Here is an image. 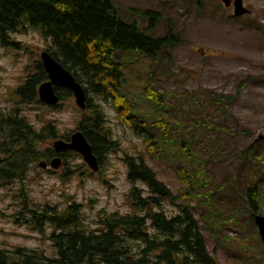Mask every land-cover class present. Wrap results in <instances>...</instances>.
<instances>
[{
  "label": "trees",
  "instance_id": "obj_1",
  "mask_svg": "<svg viewBox=\"0 0 264 264\" xmlns=\"http://www.w3.org/2000/svg\"><path fill=\"white\" fill-rule=\"evenodd\" d=\"M196 3L200 4L199 0ZM132 14L147 21V28L125 20L113 0H0V50L23 49L14 42L13 35L35 32L50 41L46 51L83 86L87 109L81 112L76 130L84 134L101 166L98 174L87 168H69V162L80 157L78 154L57 155L50 149L41 150L40 146L57 138L69 141L70 134H61L53 123L38 128L18 108L0 111V189L15 182L23 184L33 165L56 156L63 159L67 175L74 171L81 176L87 174L110 187L105 163L110 154L120 151L130 184L127 198L131 208L127 214L102 210V215L90 224L74 196L64 193L70 200L64 207L42 204L21 187L17 190L18 208L10 217L16 225L27 226L35 233L45 235L49 231L54 254L15 246L0 250V264H218L208 251L202 225L215 226L220 234L224 231L223 235L227 231L242 229V232L249 226L256 228L254 216L264 213L263 145L243 150L242 156L238 155L232 163L233 171L219 184L215 166L222 156H214L209 145L204 147L196 142L200 130L221 133L227 129L225 123L236 122L229 113L231 96L216 98L201 89L184 112L186 121L179 123L173 113L165 115L169 111L165 97L152 85L143 92L159 108L162 115L159 119H151V112L147 111L142 117L132 115L119 98L127 65L132 66L142 58L154 63L164 51L171 54L181 40L170 27L164 36L148 33L164 18L160 12L136 9ZM125 55L128 57L124 58ZM25 72L16 96L21 98V104L45 107L38 100V87L48 76L39 58ZM153 73L149 74V82L155 84ZM55 91L61 102L72 97L67 90ZM200 97L212 107L211 113L193 110L200 109ZM106 105L114 107L142 140L143 154H132L122 148L110 125ZM165 116L173 119V125H169ZM215 118H220V122L216 123ZM159 134L164 136V144ZM165 153L172 159L180 183L177 192L160 180L147 162L159 161ZM245 167L248 169L244 177ZM171 206L176 208L175 214H171ZM199 211L201 220L196 217ZM257 234L247 236L254 238ZM228 240L226 235L225 242ZM239 242L240 239L234 243ZM260 245L264 253L261 242Z\"/></svg>",
  "mask_w": 264,
  "mask_h": 264
},
{
  "label": "rangeland",
  "instance_id": "obj_2",
  "mask_svg": "<svg viewBox=\"0 0 264 264\" xmlns=\"http://www.w3.org/2000/svg\"><path fill=\"white\" fill-rule=\"evenodd\" d=\"M242 1L245 9L250 10L249 19L245 16L235 17L233 6L225 8L222 3L220 6L219 0H199L200 4L196 0H113L118 13L127 21H136L142 29L147 28L148 22L136 18L132 14L134 10L160 12L164 18L155 30L148 33L164 36L170 27L181 39L171 50V54L164 51L154 63L142 58L134 65L126 66V79L119 98L125 101V107L132 115L142 117L147 111L151 112V119L161 118L157 105H153L148 94L143 92L149 85L156 87L155 90L165 97L163 100L169 110L165 115L173 113L175 116H172L178 123L186 121L184 112L201 89L216 98L232 97L229 113L236 122L225 123L227 129L221 133H202L200 130L196 141L200 146L209 145L214 156H222L215 166L219 184L224 182L225 175L233 171L232 163L237 160L238 155L242 156L243 150L257 149L263 145L261 148L264 153V0ZM186 3H190L188 8ZM13 40L23 49L0 50V111L8 112L18 108L36 127L53 123L61 134L68 135L81 118L73 97L63 102L61 109H51L38 104H21V98L15 94L17 87L25 79L26 67L40 58L51 46L50 41L31 31L27 34H15ZM151 72H154L155 84L149 82ZM168 98L170 101H167ZM203 98L200 97V109L193 110L211 113L212 107L205 105ZM171 110L173 111L170 112ZM106 113L122 148L132 154H143L145 146L142 140L134 134L118 111L106 105ZM166 120L169 125H173L171 117H166ZM215 122L219 123L220 118H215ZM160 139L162 144L166 142L163 135H160ZM57 140L59 139L44 142L40 146L41 150L52 149ZM122 158L123 153L120 151L107 158L105 175L110 181V187L87 174L81 176L74 171L67 175L63 163L57 173L52 174L49 169L41 168V163H48L46 159H42L31 167L23 184L15 182L1 188L0 250L22 246L44 250L48 255L54 254L48 240L49 231L45 235L35 233L27 226L16 225L10 217L18 208L20 199L17 198V190L21 187L34 201L42 204L51 203L64 207L70 202L64 193L74 196L75 201L82 206L86 222L90 224L102 215V210L107 213H130L127 198L130 184ZM147 162L159 179L177 192L180 183L176 180L169 154L165 153L159 161ZM68 167L73 170L88 169L81 156L70 161ZM247 169L245 167L242 173L244 177ZM141 185L138 183V186ZM169 210L171 214L176 213L175 207L171 206ZM261 215L264 216V213ZM196 217L201 220V211L196 213ZM202 226L208 251L218 264H264L260 240L257 236H247L250 233L256 235L257 227L249 226L242 232V229L237 232L227 231L223 235L224 231L220 234L215 226ZM226 235H229L228 242H225ZM238 239L240 242L234 243Z\"/></svg>",
  "mask_w": 264,
  "mask_h": 264
},
{
  "label": "water",
  "instance_id": "obj_3",
  "mask_svg": "<svg viewBox=\"0 0 264 264\" xmlns=\"http://www.w3.org/2000/svg\"><path fill=\"white\" fill-rule=\"evenodd\" d=\"M222 1L227 7L231 6V0ZM249 13L250 12L243 7L242 0L235 1V16L241 17ZM41 61L49 81L41 84L38 88L40 101L49 106H57L60 100L55 93L54 87L62 88L69 90L75 98L77 107L81 110H85L86 95L82 85L75 80L74 76L47 52L42 53ZM54 149L58 154L74 151L82 157L83 161L94 173L100 170L98 159L93 154L91 145L80 131L72 135L70 142L63 140L57 141L54 144ZM41 166L46 168V164H41ZM60 166L61 158H57L51 162V167L54 169H58ZM254 221L264 243V216L255 215Z\"/></svg>",
  "mask_w": 264,
  "mask_h": 264
}]
</instances>
